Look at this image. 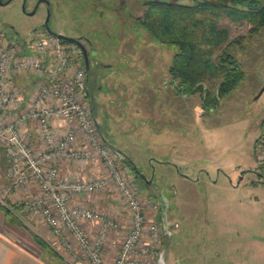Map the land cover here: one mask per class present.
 Masks as SVG:
<instances>
[{"label":"rangeland","instance_id":"1","mask_svg":"<svg viewBox=\"0 0 264 264\" xmlns=\"http://www.w3.org/2000/svg\"><path fill=\"white\" fill-rule=\"evenodd\" d=\"M36 1L28 0V9L31 10ZM145 1L52 0L49 25L56 32L81 39L86 37L82 42L88 48L92 66L87 70L86 95L92 88L94 100L91 102L85 96L84 103L99 121L102 136L128 154V159L121 158L122 165L130 171V181L145 205L148 218L159 223V252L165 241L166 247L174 253L170 259L167 257L169 264H212L219 260L213 246L208 248L194 242L193 233L183 224L189 225L190 218L198 213H213L219 205L217 202L229 197L239 202L241 222L235 241L240 249L236 260L228 259L225 263L264 264V169L256 149L257 140L264 132V92L257 98L264 86L261 60L264 29L253 34L248 21L222 18V24L230 30L229 40L240 39L231 49L247 75L233 91L221 97L216 107L205 108L202 94L184 95L177 91L169 69L178 48L153 38L139 23L138 17L146 9ZM47 15L45 5L36 13L27 14L22 9V0L0 4V31L7 35L0 37L23 42L51 34L44 28ZM65 43L69 47L77 45ZM77 47L75 51L70 49V54L76 55L80 49L82 57L79 59L85 66L83 51ZM29 77L34 76L31 73L18 76L19 80ZM17 80L15 83L20 86ZM218 81H206L212 94L216 92ZM22 87V92L26 93L27 87ZM23 107L12 110L8 114L9 121L16 118ZM7 121L0 118L2 124ZM55 124L65 129L69 127L64 120H56ZM35 131L33 121L24 126L28 145L39 152L42 143L40 138L33 139ZM82 140V137L78 139V146H84ZM5 147L0 141V186L8 184L14 167ZM62 163L60 179L90 180L105 173L99 159ZM136 170H141L148 178L154 177L152 190L162 186L167 194L174 195L172 210L178 211L176 215L185 216L180 219L181 226L175 229L173 236L163 233L160 214L155 207L158 200L149 193L150 187L136 175ZM242 172L245 173L241 181ZM15 191L19 193L15 196L17 205H22L21 201L38 195L40 188L30 176ZM87 201L96 209L128 221L127 208L118 201L116 188L92 193ZM205 202L209 204H203ZM88 222L98 229V223ZM95 233L90 232L91 235ZM197 234L206 236L201 228ZM123 238L122 233L112 231L109 234L105 249L109 262L119 253ZM110 245L116 251L111 259L107 256Z\"/></svg>","mask_w":264,"mask_h":264},{"label":"built area","instance_id":"2","mask_svg":"<svg viewBox=\"0 0 264 264\" xmlns=\"http://www.w3.org/2000/svg\"><path fill=\"white\" fill-rule=\"evenodd\" d=\"M76 48L53 34L23 42L0 37V118L8 120L0 123V141L14 161L8 184L0 186V204L8 206L14 191L32 176L40 193L21 201L22 205L50 226L65 259L89 264H157L159 223L148 218L130 181V171L107 145L96 118L84 103L88 71L81 65L80 49L76 55L70 54L69 50ZM25 73L34 75L28 98L15 83ZM21 106V113L9 121L8 114ZM56 120H64L69 127L57 126ZM32 121L42 143L39 152L25 139L24 126ZM80 137L83 147L78 146ZM257 157L264 169V132L257 145ZM93 159L102 161L104 175L90 180L60 179L63 161ZM108 188H116L118 201L128 211L127 222L87 201L88 195ZM75 197L85 201L74 203ZM83 221L98 223L95 236ZM112 231L122 233L124 238L119 253L109 262L105 249Z\"/></svg>","mask_w":264,"mask_h":264},{"label":"trees","instance_id":"3","mask_svg":"<svg viewBox=\"0 0 264 264\" xmlns=\"http://www.w3.org/2000/svg\"><path fill=\"white\" fill-rule=\"evenodd\" d=\"M144 5L139 23L153 38L178 48L169 72L179 93H200L202 105L213 108L246 78L241 61L231 49L240 39L229 40L230 30L221 20L224 16L246 20L252 24L250 32L257 33L264 29V0H146ZM27 79L16 78L20 86L27 87L26 93L34 77ZM208 79L219 80L214 94L208 90ZM23 81H29L28 85H23ZM21 209V205L15 207L19 213ZM38 242L50 255L60 256L39 237Z\"/></svg>","mask_w":264,"mask_h":264},{"label":"crops","instance_id":"4","mask_svg":"<svg viewBox=\"0 0 264 264\" xmlns=\"http://www.w3.org/2000/svg\"><path fill=\"white\" fill-rule=\"evenodd\" d=\"M261 60L264 65V55L261 57ZM257 77L258 79L260 78L259 75H256ZM28 82L24 81L23 85H28ZM32 85H29L28 95L32 93ZM35 135L33 139L36 137L39 139L37 131H35ZM17 194L19 193L15 191L8 199V206L6 207L11 210L0 204V264H89L81 260L72 263L65 259L57 249L56 237H54L52 231L45 223L33 217L22 205L21 207L26 213L23 211L19 213L15 210V207L18 206L15 197ZM73 202L82 204L84 200H82V197H75ZM103 204L105 205L106 202L103 201ZM203 204H209V202ZM217 204L219 205L215 207L216 211L213 213L206 211L201 214L198 213L196 217L190 218L191 222L186 229L188 228L193 233L192 239L197 244L200 243L202 246L205 245L208 248L210 247L209 245L213 246L219 260L212 264H226L225 262L228 259L236 260L238 258L237 253L240 249L239 243L235 241V238L238 239L241 222L238 211L239 202L229 197L221 199ZM105 207L108 208V205ZM26 215L28 221L25 219ZM126 217L128 219V213ZM186 217L188 220V215ZM83 224L89 232H95L96 228L93 225L91 226V223L83 221ZM198 228L203 229L206 234L205 237L197 234ZM37 236L50 245L51 248L58 251L60 256L50 255L47 252L48 250L38 242ZM114 248L113 245H110L107 251L109 259L116 253ZM166 252L169 259L174 254L169 249ZM220 260L225 261L219 263ZM168 261L167 259V264H169Z\"/></svg>","mask_w":264,"mask_h":264},{"label":"flooded vegetation","instance_id":"5","mask_svg":"<svg viewBox=\"0 0 264 264\" xmlns=\"http://www.w3.org/2000/svg\"><path fill=\"white\" fill-rule=\"evenodd\" d=\"M6 1L7 0H3V5L9 3V2L6 3ZM24 1H26V9H27L26 13L29 14V12H31L35 8V6L37 5V2L39 0L36 1V3L34 4V6L32 7L31 10L28 9V0H22V5H23ZM52 3H53L52 0H41V2L38 5L37 10L42 5H45L48 11L52 10ZM44 28L47 30L45 24H44ZM0 36H7V35L5 34V31H0ZM83 37L84 38L82 40L85 41L86 37L85 36H83ZM90 69H92V66H91ZM89 71H88V77H89ZM86 97L91 102L94 100V92L92 91V88L88 89ZM97 122L99 124V121H97ZM99 127H100V125H99ZM128 157H125V158L128 159ZM136 171H137L136 175L137 176H141L142 179H144V181L146 182L147 187H150V188H148L149 193L151 195H153V197L155 199L158 200V205L156 207H157V209L159 211V214H160V219H161V225H162L163 233L165 234V236L166 235L169 236V237L173 236V233H175V229H177L179 226H181L180 219H182L185 216V215H183V217H181V214L176 215V213H178V211H176V209L172 210L173 209V204H174V202H173L174 195L171 194V193L167 194L166 191H165V188L162 187V186H158V190H152L151 189V187H152L151 185L153 184V186H155L154 185V183H155L154 182V177L151 176L150 178H148L146 176V174L144 172H142L141 170H136ZM244 173L241 174L242 179L244 177ZM242 179H240V180L242 181ZM164 205H165V208H166V213H164ZM164 217H166V219H167V226H168L167 232L164 229V222H163V218ZM183 226L186 228L188 225L184 223ZM169 241H172V240L169 239ZM167 249H169V248L166 247V242L164 241V244L162 246L161 251H163V250L167 251ZM161 251H160V253H161Z\"/></svg>","mask_w":264,"mask_h":264},{"label":"water","instance_id":"6","mask_svg":"<svg viewBox=\"0 0 264 264\" xmlns=\"http://www.w3.org/2000/svg\"><path fill=\"white\" fill-rule=\"evenodd\" d=\"M10 1L11 0H7L6 3L10 2ZM40 2H41V0H39L37 2V5L35 6V8L31 12H29V14L36 13L38 5H39ZM0 4H3V0H0ZM22 9H23L24 12L27 11V9H26V1L23 2ZM50 15H51V10L48 11V15H47V18H46L45 23H44L46 28H47V30L51 34H53L55 37H57L59 40H61V41H67V42H71V43L77 44L83 51L85 67H86L87 70H90L91 63H90L89 51H88L87 46L82 42V39L78 38V37H72V36L66 35L64 33L56 32L55 30H53L51 28V26L49 25ZM263 92H264V86L261 89V91L258 93L257 98L260 97ZM104 139H105V142L107 143V145H109L119 156H121V158L128 157V155L121 148H119L118 146L113 144L106 137H104ZM243 173L244 172H242V174ZM240 179H242V177H240ZM164 213H166L165 205H164ZM163 222H164V229L167 232L168 226H167L166 217L163 218ZM157 264H167V252L165 250L161 251V253H160L159 257H158V260H157Z\"/></svg>","mask_w":264,"mask_h":264}]
</instances>
